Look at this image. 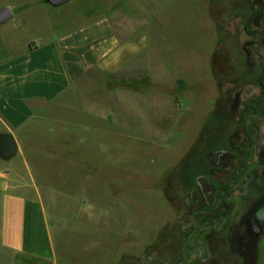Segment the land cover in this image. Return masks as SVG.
<instances>
[{"label": "rangeland", "instance_id": "rangeland-1", "mask_svg": "<svg viewBox=\"0 0 264 264\" xmlns=\"http://www.w3.org/2000/svg\"><path fill=\"white\" fill-rule=\"evenodd\" d=\"M4 7L15 18L0 25V43L15 37L17 25L19 41L22 29L40 43L48 29L99 16L111 18L122 42L62 96L51 112L62 126L44 138L52 156L35 159L51 187L43 198L58 263L179 260L184 199L198 175L208 176V151L231 149L229 140L261 116L264 61L250 65L243 48L252 37L263 40L264 18L255 21L264 0H70L61 7L0 0ZM249 163L263 184L262 165L253 155ZM243 239L235 244L223 233L215 253L225 264H264V230ZM191 251L187 243L185 254ZM12 258L0 238V264Z\"/></svg>", "mask_w": 264, "mask_h": 264}, {"label": "crops", "instance_id": "crops-1", "mask_svg": "<svg viewBox=\"0 0 264 264\" xmlns=\"http://www.w3.org/2000/svg\"><path fill=\"white\" fill-rule=\"evenodd\" d=\"M14 29L0 43V238L11 264H59L43 198L51 187L35 159L52 156L44 138L62 126L51 116L62 96L116 56L122 42L108 16L48 29L42 43L22 29L19 41Z\"/></svg>", "mask_w": 264, "mask_h": 264}, {"label": "flooded vegetation", "instance_id": "flooded-vegetation-1", "mask_svg": "<svg viewBox=\"0 0 264 264\" xmlns=\"http://www.w3.org/2000/svg\"><path fill=\"white\" fill-rule=\"evenodd\" d=\"M263 18L264 11H261L255 25ZM244 46L245 53L252 55L250 65L253 64L254 57H259L260 64L263 63L264 37L262 41L252 37ZM259 86L264 92V84L260 80ZM246 93L253 95L250 90ZM262 107L261 116L252 120L243 134L238 133L229 140L231 149L208 151L207 158L211 164L208 176L198 175L184 199L188 212L186 218L178 224L180 231H184L182 235L185 238L181 246V257L171 261L165 256H159V264H192L194 260L198 264H225L224 256L215 253L216 237L228 233L230 241L238 244L240 239L259 235L264 230V106ZM252 155L257 159V166L262 165L260 174L263 184L259 186L256 184L258 172L253 174L249 163ZM213 157L215 160H212ZM235 157H240V161L234 167L232 159ZM196 234L198 237H195ZM187 243L192 248L190 257L185 254ZM240 256L242 257V253ZM146 261L150 262L151 259ZM141 264L146 262L142 260Z\"/></svg>", "mask_w": 264, "mask_h": 264}, {"label": "water", "instance_id": "water-1", "mask_svg": "<svg viewBox=\"0 0 264 264\" xmlns=\"http://www.w3.org/2000/svg\"><path fill=\"white\" fill-rule=\"evenodd\" d=\"M69 2L70 0H48V3L53 7H61ZM13 19H14V12L11 8L9 7L0 8V25L5 24ZM246 54H247V61L249 64H251L252 55L249 52H246ZM147 259L150 260V258Z\"/></svg>", "mask_w": 264, "mask_h": 264}, {"label": "trees", "instance_id": "trees-1", "mask_svg": "<svg viewBox=\"0 0 264 264\" xmlns=\"http://www.w3.org/2000/svg\"><path fill=\"white\" fill-rule=\"evenodd\" d=\"M260 83H261V84H264V77H262V78L260 79Z\"/></svg>", "mask_w": 264, "mask_h": 264}, {"label": "built area", "instance_id": "built-area-1", "mask_svg": "<svg viewBox=\"0 0 264 264\" xmlns=\"http://www.w3.org/2000/svg\"><path fill=\"white\" fill-rule=\"evenodd\" d=\"M40 43H42V42H40Z\"/></svg>", "mask_w": 264, "mask_h": 264}]
</instances>
